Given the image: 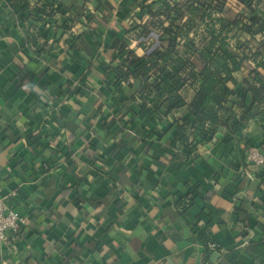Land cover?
I'll return each instance as SVG.
<instances>
[{
  "label": "crops",
  "instance_id": "obj_1",
  "mask_svg": "<svg viewBox=\"0 0 264 264\" xmlns=\"http://www.w3.org/2000/svg\"><path fill=\"white\" fill-rule=\"evenodd\" d=\"M113 1L114 21L126 0ZM88 5L90 15L97 6ZM130 11L125 24L140 8ZM18 17L0 0V196L27 218L17 238L0 242V264H264L255 253L264 241V166L246 158L248 142L264 144L261 125L221 127L212 142L197 136V144L175 146L185 107L152 122L155 133L140 122L137 130L139 101L113 100L119 91L111 85L100 91L111 45L99 42L92 52L86 33L79 51H69L55 26ZM81 23L66 35H82ZM127 37L145 54L134 33ZM254 67L246 58L235 72L241 85ZM182 93L190 103L195 88ZM232 102L240 116L252 97ZM160 139L169 148L161 156L146 144ZM110 144L125 146L109 156ZM195 185L199 193L186 206ZM204 205L215 209L206 219L216 246L199 235Z\"/></svg>",
  "mask_w": 264,
  "mask_h": 264
},
{
  "label": "trees",
  "instance_id": "obj_2",
  "mask_svg": "<svg viewBox=\"0 0 264 264\" xmlns=\"http://www.w3.org/2000/svg\"><path fill=\"white\" fill-rule=\"evenodd\" d=\"M93 1L97 7L88 15L85 13L89 10L88 3ZM165 1L126 0L125 15L118 14L114 21L111 16L113 0H34V5L31 0H8V3L21 21L33 20L36 26L42 22L52 24L57 30L55 35L61 30L59 42H64L69 51H79L78 40L86 33L92 41V52L101 42L111 45L115 49L113 60L100 62L103 72L100 91L103 94L111 85L119 91L113 100L139 101V110L133 114L131 123L137 130H140L137 126L140 122L143 128L155 133L157 125L149 127L152 122L185 107L190 114L182 123L175 124V146L197 144L199 136L202 143L212 142L221 127L231 126L238 132L247 128L251 121L258 122L264 130V0H237L242 11L233 14H230V0H176L172 5ZM81 2L84 4L80 5ZM133 4L139 6L140 11H135L132 22L125 24ZM71 10L74 13L68 15ZM145 15H149L146 20ZM81 19L86 23H81L84 22ZM76 22L83 25L84 33L67 36ZM150 28L161 32L160 44L138 55L135 48L130 47L127 36L134 33L135 38H131L138 40ZM39 32L44 37L42 31ZM246 58L253 61L255 67L241 85L235 72L244 65ZM118 59L119 63H114ZM188 85L195 88L190 103L182 93ZM86 86L78 91L83 94ZM132 88L135 94L130 96L128 92ZM247 94L251 95L252 102L239 116L232 101L235 96ZM161 139L159 142L146 141L159 156L169 152ZM125 144H110L109 156ZM247 144L257 145L264 152L263 143ZM173 155L174 160L181 157L177 151ZM99 156L103 158V152ZM198 193L195 185L185 197L186 206L195 202ZM212 211H215L212 206L204 205V217L197 223L199 235L208 245H211V238L206 217ZM255 253L264 262V241L256 245Z\"/></svg>",
  "mask_w": 264,
  "mask_h": 264
},
{
  "label": "built area",
  "instance_id": "obj_3",
  "mask_svg": "<svg viewBox=\"0 0 264 264\" xmlns=\"http://www.w3.org/2000/svg\"><path fill=\"white\" fill-rule=\"evenodd\" d=\"M246 158L253 166H264V152L257 145L248 147ZM26 224L27 218L12 207L6 197L0 196V242L7 243L10 239H15Z\"/></svg>",
  "mask_w": 264,
  "mask_h": 264
},
{
  "label": "rangeland",
  "instance_id": "obj_4",
  "mask_svg": "<svg viewBox=\"0 0 264 264\" xmlns=\"http://www.w3.org/2000/svg\"><path fill=\"white\" fill-rule=\"evenodd\" d=\"M166 4H170V3L167 2ZM228 4H229V8H230V14L238 13V12L242 11V6L237 2V0H230L228 2ZM148 17H149V15H145L146 19H148ZM160 35H161V32L156 31L153 28L152 29L150 28V31H148V32L147 31L144 32V34L140 37V39H138L137 41L134 42L135 44H138L137 45L138 53H140V54L146 53L145 49H148L147 51L150 52L155 47H157L160 44V40H159ZM141 41L144 43L140 44ZM147 45L148 46L152 45V46L149 48V47H147Z\"/></svg>",
  "mask_w": 264,
  "mask_h": 264
}]
</instances>
